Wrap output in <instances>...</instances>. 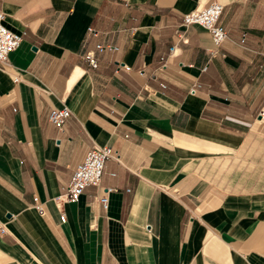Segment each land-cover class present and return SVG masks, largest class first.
<instances>
[{"label": "crops", "instance_id": "obj_1", "mask_svg": "<svg viewBox=\"0 0 264 264\" xmlns=\"http://www.w3.org/2000/svg\"><path fill=\"white\" fill-rule=\"evenodd\" d=\"M210 1L0 0L24 32L0 62V264H264V0H223L219 45L182 23ZM103 146L119 161L58 206Z\"/></svg>", "mask_w": 264, "mask_h": 264}, {"label": "built area", "instance_id": "obj_2", "mask_svg": "<svg viewBox=\"0 0 264 264\" xmlns=\"http://www.w3.org/2000/svg\"><path fill=\"white\" fill-rule=\"evenodd\" d=\"M223 11V4L217 0H212L205 5L196 8L193 11L187 12L183 15L182 23L185 26L197 24L205 28L211 35L213 42L216 45L221 44L227 38V30L220 24L219 19ZM5 15L0 10V62L7 59L10 52L15 50L23 39L24 32H13L8 29L4 24ZM88 31L96 32L92 28H88ZM97 52H103L105 50L113 51L117 47L112 45L96 44ZM174 47L169 49L172 54ZM85 60L90 67L96 68L98 63L95 57L94 51H88L85 54ZM164 57H160V60H164ZM165 63H162L164 65ZM131 67L124 63H117L115 72L129 71ZM164 87V85H162ZM261 116H264V110L260 112ZM71 116V110L66 107L52 108L48 113V120L56 125L58 128L66 122ZM109 159L119 161V154L108 146L103 147H91L87 150L83 160L72 171L69 182L63 187L62 193L56 198V203L63 202H76L88 186H97L104 173L105 162ZM111 175H114L111 173ZM113 189V188H109ZM103 207H106L107 197L102 195L98 198ZM37 202V198L34 200ZM37 210L42 212L41 206L36 203ZM60 219L65 220V216L61 215Z\"/></svg>", "mask_w": 264, "mask_h": 264}, {"label": "rangeland", "instance_id": "obj_3", "mask_svg": "<svg viewBox=\"0 0 264 264\" xmlns=\"http://www.w3.org/2000/svg\"><path fill=\"white\" fill-rule=\"evenodd\" d=\"M219 2H223V0H218Z\"/></svg>", "mask_w": 264, "mask_h": 264}]
</instances>
